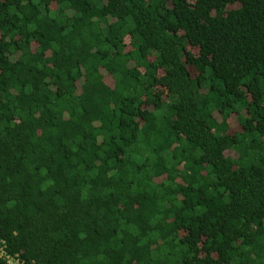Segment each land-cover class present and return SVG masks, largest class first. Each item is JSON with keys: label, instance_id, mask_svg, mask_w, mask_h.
Listing matches in <instances>:
<instances>
[{"label": "trees", "instance_id": "obj_1", "mask_svg": "<svg viewBox=\"0 0 264 264\" xmlns=\"http://www.w3.org/2000/svg\"><path fill=\"white\" fill-rule=\"evenodd\" d=\"M0 244L264 264V0H0Z\"/></svg>", "mask_w": 264, "mask_h": 264}, {"label": "built area", "instance_id": "obj_2", "mask_svg": "<svg viewBox=\"0 0 264 264\" xmlns=\"http://www.w3.org/2000/svg\"><path fill=\"white\" fill-rule=\"evenodd\" d=\"M0 257L8 261V263L18 264L17 260L13 261V258L9 257L4 251V245L0 244Z\"/></svg>", "mask_w": 264, "mask_h": 264}]
</instances>
